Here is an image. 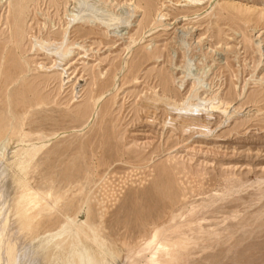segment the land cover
I'll list each match as a JSON object with an SVG mask.
<instances>
[{"label": "rangeland", "instance_id": "obj_1", "mask_svg": "<svg viewBox=\"0 0 264 264\" xmlns=\"http://www.w3.org/2000/svg\"><path fill=\"white\" fill-rule=\"evenodd\" d=\"M0 58L14 264H264V0H0Z\"/></svg>", "mask_w": 264, "mask_h": 264}, {"label": "bare ground", "instance_id": "obj_2", "mask_svg": "<svg viewBox=\"0 0 264 264\" xmlns=\"http://www.w3.org/2000/svg\"><path fill=\"white\" fill-rule=\"evenodd\" d=\"M76 1H78V0H76ZM81 1V0H80ZM83 1V0H82ZM96 1V0H95ZM87 2V1H86ZM80 3V2H79ZM79 3L77 2V4L79 5ZM84 3V2H83ZM90 3V2H89ZM97 3V2H96ZM96 3H94V4H96ZM82 4V3H81ZM94 4H92V5H89V4H87V6L85 7V6H83V7H85L84 9H82L81 7V10H79L78 11V13H74V12H72V16L70 17V15H69V17H70V23L71 22H74V21H76V19H81L82 21H85V22H87V21H89V20H91L92 18H97V19H95V20H101L102 18H99V17H96V16H98V15H95V16H93V15H91V14H89V13H87V12H91V11H93V7L94 6H96V5H94ZM80 6V5H79ZM132 6V5H131ZM137 7V6H136ZM96 8H97V6H96ZM138 8V7H137ZM136 9V8H135ZM78 10V9H77ZM132 12L134 11V10H131ZM131 13V12H130ZM131 15V14H130ZM104 19V18H103ZM110 21V20H109ZM111 21H112V19H111ZM102 22H104L103 20H102ZM127 22V21H126ZM84 23V22H83ZM66 32H67V29H66ZM64 37V36H63ZM63 37H61V38H63ZM43 39V38H42ZM39 40V39H38ZM49 42V41H48ZM54 42V41H53ZM45 43H46V41H42V45H41V48L42 49H48V48H50L49 46H50V43H49V45H45ZM41 43H39V44H37V45H40ZM53 44V43H52ZM63 44V43H62ZM65 44V43H64ZM61 45V50H62V53H61V61H64V60H66V58H67V56L69 55V53L71 52V50H72V46H73V44L72 45ZM4 46V45H3ZM60 47V46H59ZM5 51V50H4ZM53 51V50H52ZM59 52V51H58ZM5 54V53H4ZM57 54H60V53H57ZM3 56V55H2ZM1 56V57H2ZM1 59V58H0ZM3 60H4V58H3ZM59 60V59H58ZM60 61V62H61ZM5 62V61H4ZM3 62V63H4ZM4 65V64H3ZM60 65V64H59ZM196 89V88H195ZM197 91V90H196ZM196 92H194V94H195ZM197 95V94H196ZM195 95V96H196ZM154 97H156V96H154ZM159 97V96H158ZM157 97V98H158ZM154 99V98H153ZM152 99V100H153ZM205 100V99H204ZM204 100H200L201 102H203V104H204ZM157 101L160 103V101H163V102H165L166 103V105L169 107V108H167V110L169 109H171L170 111H172L173 110V112H174V110H176V111H178V112H176V113H178V114H175L177 117L175 118V117H173L174 115H172L171 117H170V120L171 121H177V119L178 120H180L179 121V123L183 126V128L184 129H186V130H188L189 128H194L195 126L197 127V125L198 126H201L202 128L201 129H203V131H206V130H210V128H209V126L210 125H207V123L204 125H202V122H201V119L199 118V114H196V112H200L201 110H203L204 109V107H205V105H203V104H200L201 102H197V104L196 103H194V105H193V103L192 102H190L189 104L187 103V101L188 100H186V103L188 104V105H183L182 107H180V105L178 106V104L177 105H173L172 104V106H171V101H166V97L165 98H158L157 99ZM190 101V100H189ZM145 102V106H146V108H148V111L150 112L152 109L151 108H153V109H157V106H158V104H156L157 102H156V100L154 101V102H152V101H144ZM171 102V103H170ZM206 102V101H205ZM96 103V102H95ZM184 103V102H183ZM185 103V104H186ZM192 103V104H191ZM164 104V103H163ZM196 104V105H195ZM157 105V106H156ZM175 107H178V108H175ZM208 107L209 108H218L219 106H216L215 104H214V102L212 103V101L208 104ZM208 108V109H209ZM207 108H205V110H206ZM168 110V112L169 113H171L170 111ZM204 110V111H205ZM157 111V110H156ZM155 111V112H156ZM149 112H148V114H149ZM209 112V111H208ZM152 113V112H151ZM227 113V112H226ZM225 113V114H226ZM201 114V113H200ZM210 114V113H209ZM170 115V114H169ZM150 116V115H149ZM207 118V117H206ZM210 119V118H209ZM207 120H208V118H207ZM170 121V122H171ZM205 122H207V121H205ZM210 122V121H209ZM204 123V122H203ZM195 127V128H196ZM200 128V127H199ZM198 129V128H197ZM211 131V130H210ZM206 133V132H205ZM207 135H208V133H206ZM5 144V143H4ZM3 144V145H4ZM6 148V146L4 145V147L2 148V150L3 149H5ZM1 149V148H0ZM0 157H2V156H5L4 155V153H3V151H1L0 150ZM5 152V151H4ZM23 187H25V186H23ZM28 188V187H27ZM24 189V188H23ZM30 189V188H29ZM27 191H29V190H27ZM27 191H25V192H27ZM1 194V193H0ZM32 196V195H31ZM0 197H1V195H0ZM31 197H29V195L28 194H24V195H22V196H20V198H19V200H18V205H17V207H18V210H21V211H23V212H25V211H28V210H30V209H32V202H31ZM34 200V199H33ZM32 200V201H33ZM37 200V199H36ZM2 211H3V207H0V216L2 215ZM27 213V212H26ZM25 213V214H26ZM29 213V212H28ZM25 214H24V216H25ZM29 215V214H28ZM23 216V217H24ZM78 224V223H77ZM31 226V221H30V219L29 218H26V219H24V221H23V223H22V228L23 229H27V228H29ZM77 226V225H76ZM76 226H74V227H76ZM7 227H8V224L7 223H5V220H3L1 223H0V264H14V262H16V259H17V244L16 243H14V242H11V241H6L5 240V237H7V233H8V229H7ZM33 228V227H32ZM75 230V229H74ZM71 231H73V229L71 230ZM74 232V231H73ZM62 233V232H61ZM71 234V233H70ZM69 234V235H70ZM72 235H74V234H72ZM80 235V234H79ZM155 241V237H151L150 239H148L147 241H146V245H151L153 242ZM62 244V243H61ZM91 245V244H90ZM98 245H100V244H98ZM145 245V246H146ZM154 245V244H153ZM55 246H56V244H55ZM92 246H93V243H92ZM39 247H41V250H45V253H46V255L54 248V245L53 244H51V242H41L40 243V245H39ZM74 247V246H73ZM80 247V246H79ZM79 247H77V249H75V250H73L72 252H70L71 253V255H70V258H68V260H66L67 261V263L66 264H101L100 263V261H99V258L97 257V255H99V254H97L96 255V253H95V251H93V250H89V249H83V250H79L78 248ZM95 247V246H94ZM99 247V246H98ZM103 247V246H102ZM101 247V248H102ZM58 248H59V246H58ZM61 249V248H60ZM159 249V248H158ZM58 250V249H57ZM103 250V249H102ZM61 251H62V249H61ZM19 252V251H18ZM154 252V251H153ZM39 253H41V252H39ZM45 253H44V256H45ZM62 254H63V251L61 252ZM64 253H65V250H64ZM53 254H54V251H53ZM57 254V253H56ZM51 255V254H50ZM18 256H19V254H18ZM65 256H67V255H65ZM158 256V255H157ZM53 257V256H52ZM61 257H62V255H61ZM155 258V257H154ZM156 259V258H155ZM18 260V259H17ZM64 261V260H63ZM150 264H153V261H150Z\"/></svg>", "mask_w": 264, "mask_h": 264}]
</instances>
